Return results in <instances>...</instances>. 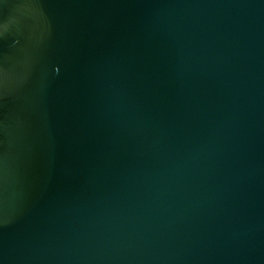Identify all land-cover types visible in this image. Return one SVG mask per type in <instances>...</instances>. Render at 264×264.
<instances>
[{"label":"water","instance_id":"water-1","mask_svg":"<svg viewBox=\"0 0 264 264\" xmlns=\"http://www.w3.org/2000/svg\"><path fill=\"white\" fill-rule=\"evenodd\" d=\"M0 264H264V0H0Z\"/></svg>","mask_w":264,"mask_h":264}]
</instances>
